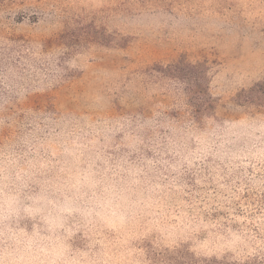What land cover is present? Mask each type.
Here are the masks:
<instances>
[{
    "label": "rangeland",
    "instance_id": "obj_1",
    "mask_svg": "<svg viewBox=\"0 0 264 264\" xmlns=\"http://www.w3.org/2000/svg\"><path fill=\"white\" fill-rule=\"evenodd\" d=\"M25 139L27 236L109 264H264V0H0V145ZM93 139L96 166L152 189L119 235L64 186Z\"/></svg>",
    "mask_w": 264,
    "mask_h": 264
},
{
    "label": "clouds",
    "instance_id": "obj_2",
    "mask_svg": "<svg viewBox=\"0 0 264 264\" xmlns=\"http://www.w3.org/2000/svg\"><path fill=\"white\" fill-rule=\"evenodd\" d=\"M29 143L25 139L0 145V264H109L105 254L95 259L69 256L64 247L48 243L39 232L27 236L14 227L22 211L27 181L34 175L35 165L22 164L23 157L33 150H25L24 145ZM96 143L93 139L75 145L73 160L66 161L61 169L66 173L64 186L75 189L73 198L81 205L76 210L81 211L90 228L119 235L139 218L146 200L152 197V189L147 179L142 181L129 169L96 166ZM52 187L61 190L59 178ZM55 203L54 199L49 201Z\"/></svg>",
    "mask_w": 264,
    "mask_h": 264
}]
</instances>
